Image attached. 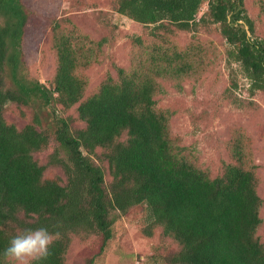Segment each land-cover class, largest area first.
Instances as JSON below:
<instances>
[{
	"label": "trees",
	"instance_id": "16d2710c",
	"mask_svg": "<svg viewBox=\"0 0 264 264\" xmlns=\"http://www.w3.org/2000/svg\"><path fill=\"white\" fill-rule=\"evenodd\" d=\"M204 2L252 88H264V39L248 36L240 22L252 31L244 0H118L116 11L143 25L167 21L185 30L205 19L204 13L197 20ZM25 21L21 0H0V264L13 236L41 227L59 237L51 255L32 264H66L71 234L96 233L104 246L116 214L138 204H145L151 224L180 245L168 259L172 264H264V245L255 236L261 222L258 179L240 163L241 143L234 150L239 163L227 164L211 178L171 140L167 116L155 107L156 84L150 77L119 69L118 81L108 77L82 99L85 82L75 70L83 52L75 51L69 36L55 39L56 95L49 94L64 108L78 103L84 127L72 130L67 119L55 117L53 139L61 154L55 149L45 164L35 158L49 146V134L35 124L17 128L3 115L8 102L50 99L42 84L21 73ZM123 131L127 138L117 141ZM97 147L108 149V191L102 168L89 155ZM49 165L61 167L65 183L43 176Z\"/></svg>",
	"mask_w": 264,
	"mask_h": 264
},
{
	"label": "rangeland",
	"instance_id": "374dc122",
	"mask_svg": "<svg viewBox=\"0 0 264 264\" xmlns=\"http://www.w3.org/2000/svg\"><path fill=\"white\" fill-rule=\"evenodd\" d=\"M117 2L21 0L26 12L21 73L25 80L42 84L50 99L48 103L40 97L25 104L8 102L4 119L17 128L35 124L49 134V146L34 155L43 164L55 149L61 154L53 139L55 117L67 119L72 130L84 127L77 115L78 103L64 108L53 100L55 39L69 36L75 51L83 52L75 70L85 82L82 99L95 93L108 77L118 81L119 69L150 77L156 84L155 107L167 116L171 140L181 155L211 178L220 175L227 164L239 163L234 150L241 143L244 156L240 163L258 179L261 222L255 236L264 245V88H252L221 25L208 17L206 2L197 13V20L204 13L205 19L185 30L167 21L137 23L116 11ZM244 7L252 31L240 22L248 36L264 39V0H244ZM3 78L4 85L10 86L7 68ZM126 138L123 131L116 140ZM106 152L107 148L97 147L89 155L102 168L108 191L111 175ZM43 176L66 181L60 166H47ZM147 216L145 204L116 214L112 237L104 246L96 233L71 234L66 264H172L168 259L180 245ZM4 263L15 264L5 259Z\"/></svg>",
	"mask_w": 264,
	"mask_h": 264
},
{
	"label": "clouds",
	"instance_id": "9594fccd",
	"mask_svg": "<svg viewBox=\"0 0 264 264\" xmlns=\"http://www.w3.org/2000/svg\"><path fill=\"white\" fill-rule=\"evenodd\" d=\"M59 233H50L47 228L27 229L13 236L3 251L5 261L15 264H32L46 260L51 255V246Z\"/></svg>",
	"mask_w": 264,
	"mask_h": 264
},
{
	"label": "water",
	"instance_id": "95a60500",
	"mask_svg": "<svg viewBox=\"0 0 264 264\" xmlns=\"http://www.w3.org/2000/svg\"><path fill=\"white\" fill-rule=\"evenodd\" d=\"M246 31H247V35H249V31H248V29H246Z\"/></svg>",
	"mask_w": 264,
	"mask_h": 264
}]
</instances>
